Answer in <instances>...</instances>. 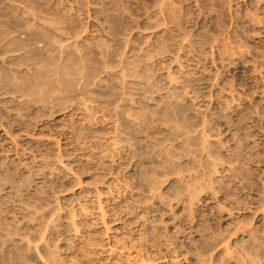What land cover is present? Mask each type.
<instances>
[{"label": "rangeland", "instance_id": "374dc122", "mask_svg": "<svg viewBox=\"0 0 264 264\" xmlns=\"http://www.w3.org/2000/svg\"><path fill=\"white\" fill-rule=\"evenodd\" d=\"M0 264H264V0H0Z\"/></svg>", "mask_w": 264, "mask_h": 264}, {"label": "bare ground", "instance_id": "6f19581e", "mask_svg": "<svg viewBox=\"0 0 264 264\" xmlns=\"http://www.w3.org/2000/svg\"><path fill=\"white\" fill-rule=\"evenodd\" d=\"M144 242V241H143Z\"/></svg>", "mask_w": 264, "mask_h": 264}]
</instances>
